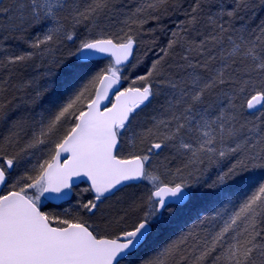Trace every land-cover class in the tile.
Listing matches in <instances>:
<instances>
[{"label":"snow or ice","instance_id":"1","mask_svg":"<svg viewBox=\"0 0 264 264\" xmlns=\"http://www.w3.org/2000/svg\"><path fill=\"white\" fill-rule=\"evenodd\" d=\"M116 7L0 0V264H264V19L243 15L264 0H142L113 31L101 21ZM150 22L163 46L142 39ZM144 44L154 59L130 78ZM37 58L42 75L12 85ZM20 88L41 111L8 123ZM25 156L35 162L20 171ZM77 180L92 198L44 210ZM131 185L141 194L102 210Z\"/></svg>","mask_w":264,"mask_h":264},{"label":"trees","instance_id":"2","mask_svg":"<svg viewBox=\"0 0 264 264\" xmlns=\"http://www.w3.org/2000/svg\"><path fill=\"white\" fill-rule=\"evenodd\" d=\"M9 1L12 2V0H9ZM141 2H142V0H116L117 7L115 9V14L112 16V19L105 21L102 18L101 22L102 23L107 22L109 24H112L113 25L112 30L115 31L116 28L122 26L119 24V21L124 18L123 13H128V12L133 11L137 6H139V4ZM226 2L231 4L234 2V0H226ZM257 2H258V0H257ZM5 3L8 4V0H5ZM190 3H191V0H183V4H184L185 8H187V5ZM243 15L245 16L246 20L248 19L249 16H251L252 19L249 22L252 24L253 27H255V25L258 24L261 19H264V7H257L254 10V13H244ZM181 19H184L183 11L174 15L173 17H171V19L165 18V20L163 21V24L165 26H167L168 28H173V23L174 22L179 23V20H181ZM240 23H241L240 21H237L236 27H239ZM151 27H156L154 22H150L148 25L145 26L142 39L145 42L155 40L159 46H163L167 42L168 36L159 30H157L155 33H149L147 31V29L151 28ZM85 32H86V30L83 26L78 29V33H85ZM9 44L11 45L13 50H16V49L27 50V46L25 44H23V42L20 40L9 41ZM72 47H73L72 44H68L67 48L63 49V52L66 53L68 48H72ZM147 48H148V45L144 44L138 49V51L136 53L144 61L143 64L137 68L138 73H143L150 66V62L154 59V56L151 52H148V54L145 56V53L147 52ZM60 54L61 53H57V55H60ZM106 62L107 61H101V66L103 63H106ZM45 63H46V61H45ZM44 71H45V67L42 65L41 60L38 58L34 59L33 61L28 62L26 65L15 69L14 75L10 78V83L12 85L23 84L26 81L32 79L33 77H40ZM7 74H8L7 70L0 68V79L5 77ZM43 82H44L43 79H41L40 83L42 84ZM31 93H32L31 88H27V89L20 88L19 90L12 89L11 95L8 96V99L11 100L12 97L15 96L16 99L13 101V105H19V107H14L13 110L11 112H9L8 123H10L12 120H15L18 116H20L22 114H25V113L35 114V113L41 111V108L39 105L33 106L31 104H25L24 103V101L29 99V96ZM161 100L162 99L157 98V100L153 102V105H150L148 108L144 109L143 112H147L149 115L151 113L152 108L156 105V103H158ZM40 104L46 105L47 104V97L42 99L40 101ZM7 131H8V124L7 123H0V135L7 134ZM26 157H29V156H25L23 159L25 160ZM22 160H21V162H22ZM21 162H20L18 169L23 170L24 168L28 167V165H25ZM172 166H175V162H173ZM213 171H215V170H213ZM210 175H211V173H210ZM79 186H87V185L81 184ZM139 188H140V186H137V185L128 186L127 188H125L121 192L123 194L122 199L127 201L131 198H134L135 196L140 195L141 191L139 190ZM77 189H78V187H76L74 189L73 197L69 202H67L65 204H60V205H54V204L45 202L46 207L44 208V210L59 213L60 211H62V209L65 208L66 205H70L77 200V198L75 196ZM237 195H242V193H237ZM86 196L89 199L92 198L91 193H88ZM118 207H120V206H118V204H116L111 209L105 208V210L108 213H112ZM188 222L190 223L191 221H188ZM183 226L184 225H181V226L177 225V229L182 230Z\"/></svg>","mask_w":264,"mask_h":264},{"label":"rangeland","instance_id":"3","mask_svg":"<svg viewBox=\"0 0 264 264\" xmlns=\"http://www.w3.org/2000/svg\"><path fill=\"white\" fill-rule=\"evenodd\" d=\"M11 2L8 0V4H10ZM129 75V77L131 78L132 76L136 75V74H142V73H138V69H136L134 72L133 71H129L127 73ZM163 99V97H158V99ZM148 116V113L147 112H140L139 113V116L137 117V123H141L143 122ZM163 159V157H161V160ZM34 158L33 157H26L25 160L23 159L21 163L25 164V165H30L31 163H34ZM20 171H22L21 169H18ZM81 185V184H80ZM78 189L76 190V198L77 200L70 204V205H66L64 209H62V211H60L59 213H64L65 211H68V212H75L77 211V208H76V204H77V201L78 200H87L89 199L86 195L88 193H84L82 190L86 187V186H77ZM125 188L127 187H124L123 189H121V191L117 192L116 195L114 197H112L111 199L107 200L104 202V205H103V211L106 212L105 208H112L114 205L118 204V206H120L119 204V200L123 198V194L121 193ZM139 190L142 192V186H140ZM125 192V191H124ZM65 204V203H64ZM108 213V212H106ZM183 225V224H181ZM180 225V226H181Z\"/></svg>","mask_w":264,"mask_h":264},{"label":"water","instance_id":"4","mask_svg":"<svg viewBox=\"0 0 264 264\" xmlns=\"http://www.w3.org/2000/svg\"><path fill=\"white\" fill-rule=\"evenodd\" d=\"M81 183H86V182H84V181H80V180H77V181L74 183V185H73V193H74V188H75L76 186H78L79 184H81ZM72 196H73V195H72ZM72 196H70L66 201H47V202H49V203H51V204H54V205H60V204H62V203H65V202L70 201L71 198H72Z\"/></svg>","mask_w":264,"mask_h":264}]
</instances>
